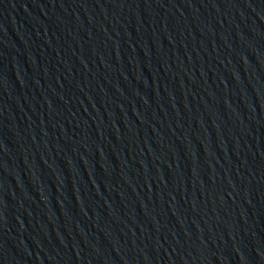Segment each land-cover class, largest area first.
Instances as JSON below:
<instances>
[{"label": "water", "instance_id": "1", "mask_svg": "<svg viewBox=\"0 0 264 264\" xmlns=\"http://www.w3.org/2000/svg\"><path fill=\"white\" fill-rule=\"evenodd\" d=\"M0 264H264V0H0Z\"/></svg>", "mask_w": 264, "mask_h": 264}]
</instances>
